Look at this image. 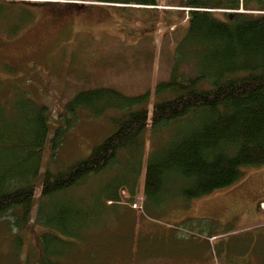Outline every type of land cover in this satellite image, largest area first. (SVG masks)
<instances>
[{
  "label": "trees",
  "instance_id": "1",
  "mask_svg": "<svg viewBox=\"0 0 264 264\" xmlns=\"http://www.w3.org/2000/svg\"><path fill=\"white\" fill-rule=\"evenodd\" d=\"M81 1L103 10L145 11L157 6L155 0ZM258 3L263 8L260 14L238 12L244 0L180 4L188 10L179 30L180 40L173 47L169 77L154 84L155 100L150 106L146 90L128 95L110 87L84 89L63 105L56 118L58 124L51 129L48 108L35 104L24 93L26 101L15 104L17 117L0 119V151L4 155L0 158V219L11 215L13 225H26L39 199L34 208L35 223L44 230L38 237L37 264H68L63 261L67 252L83 253L80 245L84 240L79 236L89 229L80 222L86 218L85 211L80 213L82 209L75 206L80 191L73 196L70 192L81 190L91 180H101V175L116 168L118 160L127 154L138 165V174L144 161L142 194L154 201L172 181L180 182L176 194L189 202L229 189L241 181L246 170L264 167V1ZM74 4L70 7L78 6ZM206 10L231 13L218 18ZM176 15L182 20L184 13L177 11ZM185 64H191V76L181 73ZM0 111L3 113L1 104ZM79 112L91 118L112 112L109 136L92 144L86 157L55 168L57 171L45 168L40 174L47 144L50 156L55 157L79 120ZM148 131L155 135V142L145 158ZM161 132L164 136L159 138ZM105 182L107 188L115 189L107 194L115 203H121L118 193L124 186L130 197L136 193L134 185L114 187L112 180ZM257 202L252 217L259 219L262 200ZM234 207L230 206L231 211ZM186 222L189 220L183 224ZM152 235L147 231L146 236ZM16 239L18 245L20 238ZM231 245L235 247L223 250L230 256L225 264H231L233 257L241 264L257 262L258 252H249L254 247L247 241ZM174 258L183 261L196 257L184 254ZM154 259L150 255L147 258L149 264ZM158 259L167 262L166 258Z\"/></svg>",
  "mask_w": 264,
  "mask_h": 264
},
{
  "label": "rangeland",
  "instance_id": "2",
  "mask_svg": "<svg viewBox=\"0 0 264 264\" xmlns=\"http://www.w3.org/2000/svg\"><path fill=\"white\" fill-rule=\"evenodd\" d=\"M155 1L158 8L132 11L103 10L81 0H0V119L17 117L15 104L26 101L24 93L35 104L48 108L51 129L58 124L56 118L63 105L84 89L110 87L128 95L146 90L150 106L155 100L154 84L169 77L173 47L180 40L179 30L185 20V15L179 20L177 11L162 8L196 0ZM244 1L239 11L261 13L259 0ZM71 3L78 6L70 7ZM223 12L215 10L213 14L222 18ZM181 73L191 76V64L182 66ZM78 116L55 157L50 156L47 144L40 174L45 168H62L85 156L92 144L101 143L112 131L108 121L112 112L100 118L84 112ZM163 136L159 133V138ZM154 142L155 135L148 131L145 158ZM3 156L0 151V158ZM131 157L127 154L119 159L118 166L102 174L101 180H91L81 190L70 192L73 196L80 191L75 206L82 209L80 213L85 211L86 218L80 222L84 221L82 226L89 230L84 234L79 231L84 240L80 245L83 253L67 252L64 262L149 264L150 255L156 257L152 264H174L158 258L184 254L200 257L206 253L215 264H225L229 256L224 254L225 248H234L231 244L242 240L251 245L254 236L261 234L254 245L258 252L256 264H264V210L261 208L259 219L252 217L257 201L264 203V167L246 170L241 181L229 189L189 202L176 194L180 182L172 181L164 185L154 201L142 194L144 161L138 174V165ZM105 179L112 180L114 187L121 183L134 185L136 193L130 197L124 186L118 193L121 203H115L107 195L114 188H107ZM38 201L26 225H13L11 215L0 219V264L38 263V237L44 230L35 223ZM232 204L235 207L231 211ZM184 220L190 223L183 224ZM149 230L152 237L146 236ZM213 233L216 235L211 240ZM16 237L20 238L18 245Z\"/></svg>",
  "mask_w": 264,
  "mask_h": 264
},
{
  "label": "flooded vegetation",
  "instance_id": "3",
  "mask_svg": "<svg viewBox=\"0 0 264 264\" xmlns=\"http://www.w3.org/2000/svg\"><path fill=\"white\" fill-rule=\"evenodd\" d=\"M261 234H258L257 236H254L253 238V243L251 244L254 249H250L249 252L254 251L257 249V247L254 245L255 242H257V240H259ZM230 257V256H228ZM171 261L174 264H215L214 261L212 260V258L210 256H208L206 253H203L200 257H196L193 259L190 258H186L183 259V261L181 260H176L174 257L171 258H167V262ZM181 261V262H180ZM229 261L231 262V264H241L238 258L233 257L229 259ZM257 263L255 260L251 261L249 264H255ZM228 264V263H226Z\"/></svg>",
  "mask_w": 264,
  "mask_h": 264
}]
</instances>
